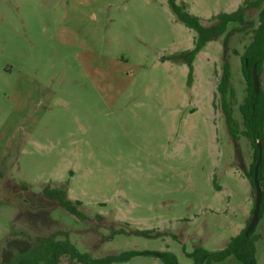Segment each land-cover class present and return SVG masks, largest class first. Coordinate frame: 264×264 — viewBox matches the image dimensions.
Wrapping results in <instances>:
<instances>
[{"label":"rangeland","instance_id":"rangeland-1","mask_svg":"<svg viewBox=\"0 0 264 264\" xmlns=\"http://www.w3.org/2000/svg\"><path fill=\"white\" fill-rule=\"evenodd\" d=\"M242 1L176 3L208 24ZM231 29L198 53L189 90L187 67L164 59L190 50L195 33L167 0H0V264L8 245L49 236L92 258L170 253L193 264L187 255L220 251L244 229L253 149L229 137L214 100L227 63L241 131L251 30ZM46 184L65 188L86 221L45 200ZM254 235L264 264V212ZM158 256L115 264H163Z\"/></svg>","mask_w":264,"mask_h":264},{"label":"trees","instance_id":"trees-1","mask_svg":"<svg viewBox=\"0 0 264 264\" xmlns=\"http://www.w3.org/2000/svg\"><path fill=\"white\" fill-rule=\"evenodd\" d=\"M167 5L176 20L195 33L193 47L190 50L172 55L165 60H170L187 67V87L190 90L194 79L193 62L198 53L210 42L217 41L225 34H231L233 29L228 30L229 25L236 24L239 29L249 28L251 30V42L244 49L240 57L241 70L245 82V97L237 110L241 118L242 130L233 117L235 106V93L231 85L230 67L224 63L220 81L216 87L214 100L219 98V109L223 117L229 137L236 141L240 136L248 140L253 149V160L249 167L246 178L253 185V167L258 157V144L261 147V162L257 172V180L261 190L258 219L264 212V90L260 83V73L264 64V0H243L238 8L231 13H219L209 20L208 24L202 19L191 15L184 4H177L176 0H167ZM251 12L257 14V25L249 18ZM237 30V29H234ZM230 31V32H229ZM258 79V92H254L252 81V70ZM213 109L216 108L212 102ZM42 197L56 204L61 210L72 216L75 220L84 222L86 216L78 209L79 202H73L67 197L66 189L63 187H52L46 184L42 189ZM255 205V191L254 201ZM251 215L244 229L238 235L232 237L227 245L220 251L208 252L198 249L193 254L187 255L193 259V264L210 262H221L232 256L241 264H255V243L257 237L254 235L255 227L245 235V231L251 221ZM101 221L100 216H96ZM257 225V224H256ZM122 232H118L120 234ZM135 235H149L153 231L134 230ZM11 245L4 252V264H59L62 257H67L76 264H115L125 263L135 256L159 255L163 264H179L170 253L129 252L111 253L100 258H92L87 253L79 252L69 241H57L54 237L38 238L32 242L25 241L21 247L11 249Z\"/></svg>","mask_w":264,"mask_h":264},{"label":"water","instance_id":"water-1","mask_svg":"<svg viewBox=\"0 0 264 264\" xmlns=\"http://www.w3.org/2000/svg\"><path fill=\"white\" fill-rule=\"evenodd\" d=\"M252 81H253L254 92L257 93L258 92V79L255 73V69L252 70ZM260 162H261V147L258 144V157L253 167V185H254V191H255V205H254V210H253V214L251 217V221L245 231L246 236L256 226L257 221H258L261 190H260L258 180H257V172H258Z\"/></svg>","mask_w":264,"mask_h":264}]
</instances>
